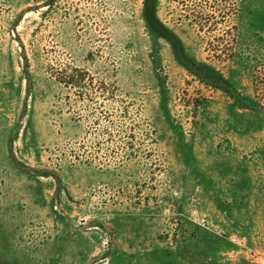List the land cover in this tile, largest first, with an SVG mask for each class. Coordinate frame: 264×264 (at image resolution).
I'll return each mask as SVG.
<instances>
[{"label":"rangeland","instance_id":"374dc122","mask_svg":"<svg viewBox=\"0 0 264 264\" xmlns=\"http://www.w3.org/2000/svg\"><path fill=\"white\" fill-rule=\"evenodd\" d=\"M262 108L264 0H0V264H264Z\"/></svg>","mask_w":264,"mask_h":264},{"label":"trees","instance_id":"16d2710c","mask_svg":"<svg viewBox=\"0 0 264 264\" xmlns=\"http://www.w3.org/2000/svg\"><path fill=\"white\" fill-rule=\"evenodd\" d=\"M74 71L75 72H79L78 70H76V69H74ZM67 78L68 79H70L69 80V82H66V84H68V85H70L71 83L73 84V85H78V84H76V83H80V82H84V79H85V77H83L82 75H80L79 77H76V76H73V75H69V76H67ZM61 79V78H60ZM61 81V80H60ZM70 81H72V82H70ZM262 107V106H261ZM262 109H264V108H262Z\"/></svg>","mask_w":264,"mask_h":264},{"label":"water","instance_id":"95a60500","mask_svg":"<svg viewBox=\"0 0 264 264\" xmlns=\"http://www.w3.org/2000/svg\"><path fill=\"white\" fill-rule=\"evenodd\" d=\"M103 226H104V228H106L107 230H109V228L107 226H105V225H103ZM93 261L94 260H91V262L89 264H91Z\"/></svg>","mask_w":264,"mask_h":264}]
</instances>
